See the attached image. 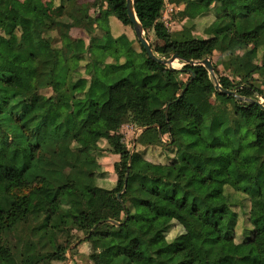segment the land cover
<instances>
[{
  "label": "trees",
  "instance_id": "trees-1",
  "mask_svg": "<svg viewBox=\"0 0 264 264\" xmlns=\"http://www.w3.org/2000/svg\"><path fill=\"white\" fill-rule=\"evenodd\" d=\"M55 1L57 14L42 0H0V264L64 262L67 247L50 237L71 231L84 241L100 237L103 249L118 248L107 264H200L191 235L198 226L213 231L200 242L208 263L264 264V109L249 101L264 98V59L245 81L219 75L212 59L264 45V0H185L199 3L191 20L214 13L206 38L169 29L165 0H133L144 37L152 31L158 41L148 40L158 58L208 57L214 76L200 64L171 70L149 58L126 0ZM104 8L121 22L122 34L106 28L95 35ZM223 18L229 23L218 27ZM72 28L82 29L88 43L71 37ZM95 49L110 51L111 63L94 58ZM135 63L149 70L140 87L147 114L130 107L129 85L118 77ZM180 75H186L180 92L171 94L166 80ZM63 112L84 117L73 129L59 120ZM126 115L143 128L132 153L120 133ZM105 154L119 163L113 184L106 182ZM135 161L159 171L136 169ZM240 215L246 225L237 239ZM89 259L103 264L96 252Z\"/></svg>",
  "mask_w": 264,
  "mask_h": 264
},
{
  "label": "rangeland",
  "instance_id": "rangeland-1",
  "mask_svg": "<svg viewBox=\"0 0 264 264\" xmlns=\"http://www.w3.org/2000/svg\"><path fill=\"white\" fill-rule=\"evenodd\" d=\"M168 1V0H166ZM181 1V0H179ZM178 2V1H177ZM168 3V2H167ZM166 3V4H167ZM181 3V2H180ZM185 3V2H183ZM200 4L206 3L205 5H208L210 3V0H201L199 2ZM165 4V8L162 12V19L164 17L165 19V25L171 29L172 31H178L185 28H190L193 30V35L197 38H206L209 36H212L213 28L205 31L204 28L210 24L214 19V13L212 11L208 12L205 16L191 20V15L195 12L197 5L192 6H184L185 4H181V7H178V9L175 10H169V7ZM183 5V6H182ZM180 9V10H179ZM186 9V11L184 10ZM68 13L71 15V10H68ZM102 15V14H101ZM164 15V16H163ZM111 23L109 26V30L111 34H117L120 35L123 33L124 27L122 26L121 22L117 20L114 16L111 18ZM101 21L105 22L106 19L102 15ZM227 23L229 21L226 18H223L221 22L217 23L218 27L225 28ZM101 28L97 29V35L98 32L102 29L107 28L106 26H103L101 24ZM119 27V28H118ZM216 27V26H215ZM116 28H118L116 30ZM251 29V27H249ZM99 33H102L101 31ZM128 36L127 38L132 39V47L136 50H139V47L135 41L133 40V36L130 35L129 32L126 33ZM96 35V34H95ZM96 35V36H97ZM57 39V37L55 36ZM148 40L151 43H157L158 41L155 39V36L152 31L148 32ZM87 44L88 41L84 40ZM232 45H237L236 43H233ZM239 46V45H238ZM94 54L92 55L95 58V55L99 56L100 60H107V63H111L112 58H110V51H96L93 50ZM99 52V53H98ZM109 55V56H107ZM107 56V57H106ZM109 57V58H108ZM112 57V56H111ZM213 61L217 62V73L219 75H227L231 79H235V81H245L247 78V75L259 64L262 63L264 59V45H261L258 47V50L256 53L251 51V46L244 47L240 46L239 48L235 47L234 54L231 57H227V55H220L219 52H216L213 56ZM121 60V59H120ZM81 65L84 64V62H80ZM182 62L175 59L173 61V65L176 68L182 67ZM63 65V59L59 58L58 60V67L60 68ZM143 67H140L137 63L134 64L132 70L125 69L122 71V73L118 76L119 78L126 79V83L129 85L130 89V95H129V102L130 107L133 108L137 113H143L147 114L149 112V108L144 106L142 102L140 101V87L144 84V82L147 80L149 75V70L147 69V72L141 73L140 78L138 82L133 81V75L134 72H138ZM145 68V67H144ZM134 71V72H133ZM186 75H180L179 77L169 78L166 80V83L168 84L170 88L171 94L173 93H179L180 92V85L183 82ZM261 89L264 91V84H262ZM50 90L47 89L46 93H48ZM210 102H214V98L212 97ZM259 101L264 103V98L262 96L259 97ZM84 116H76L72 115L66 112L59 114V120L66 121L73 129L77 128L81 120ZM130 125H133V129L130 127ZM138 126H135L133 123H131L128 120L127 115L123 117L122 125L120 127V133L124 136V139L126 141L127 147L132 149V147L136 145V138L137 134L135 131V128ZM139 133V132H138ZM163 141H166L167 138H163ZM103 146V145H102ZM140 148V146H137ZM104 148V147H103ZM134 151V150H133ZM106 158L102 160V166L106 170L105 176L107 178V181L109 184H113L115 182V170L118 169L119 163L117 161V158H114L110 156L109 154ZM134 167L136 169L140 168V170L147 171L150 169L151 173H157L159 171L158 168H148L146 162L144 161H135ZM232 195L235 199H237V203L240 202V196L238 193L232 192ZM244 201V200H243ZM236 208H238V205H235ZM240 228L237 232V239L241 238V232L243 230L244 225H246V215H240ZM70 227V226H68ZM178 233V227H173V229L168 233L167 238L170 239L174 235ZM14 235V234H13ZM13 235H9L11 242L14 240ZM192 235V242L193 245L197 251V257L200 264H211L204 260L203 258V252L200 247V242L206 235H213V231L211 228L198 226L196 228H193L191 230ZM79 237V238H77ZM51 244L58 245V246H66V260L64 262H53V264H92L89 255L92 252H96L100 261L103 264H107L110 262L115 255L118 253L119 249L112 247L109 249H103L101 248L100 243V237H92L91 239H88L84 241L86 238L85 236L76 231H71L68 235L66 232H57L56 234L52 235L51 237ZM82 241V242H81ZM84 241V242H83Z\"/></svg>",
  "mask_w": 264,
  "mask_h": 264
},
{
  "label": "water",
  "instance_id": "water-1",
  "mask_svg": "<svg viewBox=\"0 0 264 264\" xmlns=\"http://www.w3.org/2000/svg\"><path fill=\"white\" fill-rule=\"evenodd\" d=\"M133 0H126V4H125V8H126V12H127V17L132 25V28H133V31L135 33V36L137 38V40L139 41L140 45L143 47V49L145 50L147 56L153 60H157L159 62H163L164 64L168 65V67L173 70V69H177L174 65H173V61L175 59H179V56L177 54H173L169 59H162V58H158L153 50H152V47L150 45V43L148 42V40L144 37V30L140 24V22L138 21L137 17H136V14L134 12V9H133ZM186 63H189V64H193V65H196V64H200L202 66H204L208 71L209 73H211L213 76H214V67H213V64L211 62V59L206 57V58H203L202 60H199V61H194V60H187L185 63L182 64V66ZM194 76V73H191V78L188 82L191 81L192 77ZM187 84L185 85L184 89L187 87ZM215 88L216 89H220V85L218 83L215 84ZM223 93L225 94H228V95H233L235 97H238V98H241V99H245V100H248L246 98H243V97H240V96H237L235 94L234 91H231V90H222ZM250 102H255L256 104H258L260 107H262L264 109V104L260 101H256V100H250ZM143 128L141 127H138L137 130H136V134L141 131ZM158 135L159 137H161V133L160 131L158 132ZM134 150V146L132 147L130 153H132ZM130 162V160H129ZM128 173H126V177H127ZM117 195V198L120 199V192L116 194ZM108 222H111L115 225L118 224V222L116 221H113V220H110L108 219ZM100 224V223H99ZM96 225L93 226V228H95ZM92 228V229H93Z\"/></svg>",
  "mask_w": 264,
  "mask_h": 264
},
{
  "label": "crops",
  "instance_id": "crops-1",
  "mask_svg": "<svg viewBox=\"0 0 264 264\" xmlns=\"http://www.w3.org/2000/svg\"><path fill=\"white\" fill-rule=\"evenodd\" d=\"M79 2H83V1H85V0H78ZM178 1V2H177ZM42 2L45 4V6H47L49 9H50V12L52 13V14H57V13H59L60 12V10H59V7H58V3L55 1V0H42ZM165 2L167 3L166 5L169 7V10H173V8H175V10L176 9H178V7H181V4H185V3H183V2H185V0H181V1H179V0H168V1H166L165 0ZM181 2V3H180ZM206 3H203L202 5H205ZM192 5H199V3H195V4H188L187 6L186 5H184V6H186V7H188V6H192ZM183 6V5H182ZM181 9H182V7H181ZM107 9L106 8H104V9H102L101 10V12L96 16V22H97V24H98V26L100 27L101 26V24L103 25V26H106L107 28H109V26H110V23H111V18H112V16L111 15H108L107 14V11H106ZM180 10V9H179ZM183 10V9H182ZM185 11H186V9H184ZM103 15V17H105V19H106V21L105 22H103V21H101V19H102V15ZM71 16L73 17V18H75L72 14H71ZM98 27V28H99ZM101 28V27H100ZM119 28V27H118ZM118 28H116V30L118 29ZM106 29V28H105ZM97 30V29H96ZM96 30H95V34L97 35V32H96ZM102 31H103V27H102V29H101ZM100 30V31H101ZM99 31V32H100ZM101 31V32H102ZM98 32V36H100L102 33H99ZM84 33V31L82 30V29H80V28H72L71 30H70V35H71V37H73V38H76V37H82V38H85L84 40H87L88 41V35L87 34H83ZM114 37H116L117 36V34H112ZM134 72V71H133ZM145 72H147V69L146 68H142L140 71H138V72H134V75H133V81L134 82H138V80H139V78H140V75H141V73H145ZM129 92H130V89H129ZM137 135H138V133H137ZM135 148V147H134Z\"/></svg>",
  "mask_w": 264,
  "mask_h": 264
},
{
  "label": "built area",
  "instance_id": "built-area-1",
  "mask_svg": "<svg viewBox=\"0 0 264 264\" xmlns=\"http://www.w3.org/2000/svg\"><path fill=\"white\" fill-rule=\"evenodd\" d=\"M163 16H164V15H163ZM162 21H163L164 24H165V19H164V17H163ZM130 127L133 129V125H130ZM137 128H138V127L135 128V131L137 130ZM139 132H140V131H139Z\"/></svg>",
  "mask_w": 264,
  "mask_h": 264
}]
</instances>
